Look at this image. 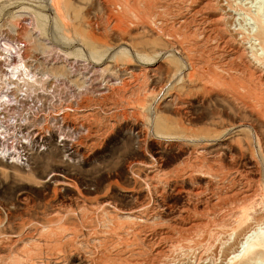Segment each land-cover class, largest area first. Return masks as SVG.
<instances>
[{"label": "rangeland", "instance_id": "rangeland-1", "mask_svg": "<svg viewBox=\"0 0 264 264\" xmlns=\"http://www.w3.org/2000/svg\"><path fill=\"white\" fill-rule=\"evenodd\" d=\"M233 2L0 0L41 104L27 163L0 159V264H264L228 260L264 228V66Z\"/></svg>", "mask_w": 264, "mask_h": 264}, {"label": "built area", "instance_id": "built-area-1", "mask_svg": "<svg viewBox=\"0 0 264 264\" xmlns=\"http://www.w3.org/2000/svg\"><path fill=\"white\" fill-rule=\"evenodd\" d=\"M25 49L21 41L7 42L0 38V159L17 166L27 163L28 145L32 144L33 136L25 131V127L36 118L37 111H41L40 100L32 97L28 78L23 77L18 82L11 81L12 77L5 79L11 71L15 72L12 69L17 64L18 55L23 56ZM26 62L24 64L28 67ZM16 73L13 78L17 77Z\"/></svg>", "mask_w": 264, "mask_h": 264}, {"label": "bare ground", "instance_id": "bare-ground-1", "mask_svg": "<svg viewBox=\"0 0 264 264\" xmlns=\"http://www.w3.org/2000/svg\"><path fill=\"white\" fill-rule=\"evenodd\" d=\"M53 1V0H52ZM233 1V0H232ZM56 2V1H55ZM216 3V2H215ZM209 4V3H208ZM229 4V3H228ZM218 5V4H217ZM233 5L236 9L233 10L234 14L236 13L237 18L239 20V29H243L245 30L246 34V39H247V43L248 46H244V48L246 47V49L249 51H247V54L249 58L253 59L255 61V63L260 64L262 66H264V0H234ZM213 6V5H212ZM227 6V5H226ZM230 6V5H229ZM233 7V6H232ZM204 8V7H203ZM229 8V7H228ZM177 9V8H176ZM207 9V8H206ZM202 10V9H201ZM224 10V9H223ZM229 10V9H228ZM231 11V9H230ZM193 12V11H192ZM232 12V13H233ZM202 13V12H201ZM226 15H228L227 13H225ZM224 15V14H223ZM231 13L228 15L230 16ZM222 16V15H221ZM220 16V17H221ZM228 16H227V20H228ZM235 16V15H233ZM201 17V16H200ZM191 18V17H190ZM217 19V18H216ZM190 20V19H189ZM220 20V18H219ZM202 21V20H201ZM217 21V20H215ZM222 21V20H221ZM185 22V21H184ZM222 23V22H221ZM236 23V22H235ZM196 24V23H195ZM203 24V23H202ZM206 24V23H205ZM189 25V24H188ZM234 26V25H233ZM197 27V26H196ZM217 27V26H216ZM232 28V26H231ZM211 29V28H210ZM219 29V28H218ZM236 29V28H234ZM214 30V29H213ZM224 30V29H223ZM226 30V29H225ZM242 30V31H243ZM206 31V30H205ZM212 31V30H211ZM222 31V29H221ZM241 31V30H240ZM194 32V31H193ZM230 33V32H229ZM226 34V33H225ZM245 34L243 36H245ZM234 35V34H233ZM232 36V35H230ZM232 38V37H231ZM245 39V40H246ZM238 41L240 39H237ZM229 41V40H228ZM241 41V40H240ZM239 41V42H240ZM242 42V41H241ZM246 42V41H245ZM243 42V43H245ZM241 45V44H240ZM224 46V44H223ZM242 46V45H241ZM243 47V46H242ZM243 48V49H244ZM234 50V49H233ZM245 50V49H244ZM222 52V51H221ZM243 53V52H241ZM238 54V53H237ZM243 54V55H244ZM18 61L16 62L17 64H19L20 62L23 64L22 60H23V56L18 55ZM240 57V56H239ZM247 57V56H245ZM238 58V57H237ZM240 59V58H239ZM16 64V66H17ZM212 64V63H211ZM15 66V67H16ZM13 67V68H15ZM239 67V66H238ZM255 67V66H254ZM22 68V65H21ZM24 69V68H23ZM236 69V68H235ZM233 70V69H232ZM237 70V69H236ZM247 70V69H246ZM245 70V71H246ZM24 72V74H26V76H29V72H26L25 70H22ZM262 71V70H261ZM242 73V72H241ZM244 74V73H243ZM258 74V73H257ZM7 75V74H6ZM262 74H260L261 76ZM19 76V74H18ZM254 76V75H253ZM10 77H12V79H10ZM258 77V76H257ZM264 78V77H263ZM5 79H10L12 80H16V78H13V74L11 72L10 76H8ZM259 79V78H258ZM44 146V145H43ZM227 149V148H226ZM200 155V154H199ZM197 159V158H196ZM190 170V169H189ZM204 172V171H203ZM193 173V172H192ZM195 174V173H193ZM190 175V174H189ZM197 176V175H196ZM210 177V176H209ZM220 179V178H219ZM237 183V182H236ZM207 188V187H206ZM210 189V188H209ZM232 191V190H231ZM160 192V191H159ZM253 193V192H252ZM173 194V193H172ZM156 195V194H155ZM174 195V194H173ZM203 196V195H202ZM253 197V196H252ZM166 198V197H165ZM228 203V201H227ZM217 206V205H216ZM261 209V208H260ZM221 211V210H220ZM255 213V212H254ZM76 215V214H75ZM93 215V214H92ZM218 215V214H217ZM181 216V215H180ZM188 216V215H187ZM186 218V217H185ZM247 218V217H246ZM148 219V218H147ZM250 219H252L250 217ZM258 219V218H257ZM100 220V219H99ZM178 220V219H177ZM230 220V219H229ZM187 222V221H186ZM199 224V222H198ZM202 224V223H201ZM218 224V223H217ZM221 224V223H220ZM140 225V224H139ZM190 225V224H189ZM251 225V224H250ZM258 226V225H257ZM44 227V226H43ZM56 227V226H55ZM138 227V226H137ZM198 227V226H197ZM255 227V226H254ZM248 229V227H246ZM252 228V226H251ZM258 227H256L255 229H257ZM30 229V228H29ZM97 229V228H96ZM154 229V228H153ZM26 230V229H25ZM135 230V229H134ZM151 230V229H149ZM191 230V229H190ZM245 230V229H244ZM249 230V229H248ZM170 231V230H169ZM192 231V230H191ZM246 231V230H245ZM252 231V232H251ZM249 231L250 233H245L246 235L243 237V240H241L239 242L238 245V249L236 252H234L229 258V262L232 260H237L239 257H245L247 256L249 253H251L252 251H262L264 252V228H258L257 230H254L252 228V230ZM146 232V231H145ZM144 232V233H145ZM214 232V231H213ZM243 232V231H242ZM205 234V233H204ZM219 234V233H218ZM72 235V234H71ZM168 236V235H167ZM176 236V235H175ZM190 236V235H189ZM193 236V235H191ZM233 236V234H232ZM33 237V236H32ZM187 237V236H186ZM228 237V236H226ZM36 238V237H35ZM16 239V238H15ZM42 239V238H41ZM239 239V238H238ZM32 240V239H31ZM52 240V239H51ZM111 241V240H110ZM180 241V238H179ZM238 241V240H237ZM224 242V241H223ZM228 242V241H225ZM30 243V242H29ZM109 243V242H108ZM177 244V243H176ZM33 246V245H32ZM42 246V245H41ZM122 246V245H121ZM157 246V245H155ZM41 248V247H40ZM171 248V247H170ZM120 249V248H119ZM126 249V248H125ZM190 249V248H189ZM199 249V248H198ZM13 250V249H12ZM121 251V250H120ZM179 251V250H178ZM71 252V251H70ZM70 252H68V254H70ZM150 252V251H149ZM19 253V252H18ZM29 253V252H28ZM39 253V252H38ZM129 253V252H128ZM22 254V252L20 253ZM26 253H23V255L25 256ZM149 254V253H148ZM195 254V253H194ZM40 255V254H39ZM38 255V256H39ZM79 255V254H78ZM176 255V254H174ZM179 255V254H178ZM260 255V254H259ZM16 256V255H15ZM63 256V255H62ZM163 256V255H162ZM190 256V255H189ZM20 257V256H19ZM41 257V256H40ZM47 257V256H46ZM77 257V256H76ZM213 257V256H212ZM23 258V257H21ZM52 258V257H51ZM125 258V257H124ZM170 258V257H169ZM193 258V257H192ZM7 259V258H6ZM16 260V257L14 258ZM167 259V257H166ZM175 259V258H174ZM195 259V258H194ZM216 259V258H215ZM220 259V258H217ZM22 260V259H21ZM20 260V261H21ZM37 260V259H36ZM78 260V259H77ZM211 260V259H210ZM227 260V261H228ZM260 258L258 257V254L255 255L254 258H251L248 261L249 264H257L259 262ZM41 261V260H40ZM65 261V260H64ZM80 261V260H79ZM166 261V260H165ZM172 261V260H170ZM181 261V260H180ZM10 262V261H9ZM13 262V261H12ZM17 263V261H15ZM56 262V261H55ZM176 262V261H174ZM216 262V261H215ZM15 263V264H16ZM22 263V262H21ZM73 263V262H72ZM75 263V262H74ZM165 263V262H164ZM231 263V262H230ZM6 264V263H4ZM76 264V263H75ZM150 264V263H149ZM154 264V263H153ZM213 264V263H212ZM247 264V263H246Z\"/></svg>", "mask_w": 264, "mask_h": 264}]
</instances>
